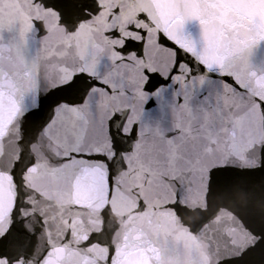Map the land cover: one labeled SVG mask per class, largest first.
I'll use <instances>...</instances> for the list:
<instances>
[{"label": "water", "instance_id": "obj_1", "mask_svg": "<svg viewBox=\"0 0 264 264\" xmlns=\"http://www.w3.org/2000/svg\"><path fill=\"white\" fill-rule=\"evenodd\" d=\"M0 264H264V0H0Z\"/></svg>", "mask_w": 264, "mask_h": 264}]
</instances>
